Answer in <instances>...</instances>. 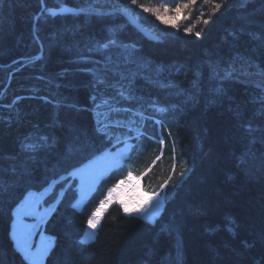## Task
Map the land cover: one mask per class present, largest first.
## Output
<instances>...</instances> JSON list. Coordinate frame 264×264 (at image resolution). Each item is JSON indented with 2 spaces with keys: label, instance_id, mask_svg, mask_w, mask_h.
<instances>
[{
  "label": "trees",
  "instance_id": "16d2710c",
  "mask_svg": "<svg viewBox=\"0 0 264 264\" xmlns=\"http://www.w3.org/2000/svg\"><path fill=\"white\" fill-rule=\"evenodd\" d=\"M91 2L107 12L115 3L124 6L129 0ZM190 2L139 0L146 7ZM216 3L222 6L213 14ZM60 6L61 0H44L43 6L40 0H0V187L5 189L0 192V264H29L10 237L12 211L29 191H41L66 174L71 164L93 157L107 145L106 138L94 133L97 114L106 112L96 104L110 101L112 95L116 107L131 109L133 117L139 107L147 106L146 100L162 103L167 111L158 118L165 125L145 124L149 135L135 139L134 145L143 144L147 158L137 155L139 167L128 162L114 170L81 210L71 207L76 183L70 184L45 226L55 240L45 264H264L262 95L248 83L255 77L229 79L221 71L233 61L245 69L249 64L264 67V42L258 38L264 33V0H196L190 7L192 16L177 33L161 32L153 25L156 42L141 36L120 14L52 17L45 12L35 19L42 7ZM63 6L87 8L89 0H63ZM129 7L138 10L142 23H149L146 12ZM109 29L133 52L129 62L119 54L122 50L112 49L114 63L109 68L116 69L118 63V71L129 79H120L115 71L105 73L103 56L92 50L108 38ZM105 74L113 87L98 83L96 77ZM137 77L145 85L142 91ZM121 86L133 100L117 96ZM122 112L119 120L126 126L117 128L114 138L133 136L143 125ZM99 118L108 122L104 115ZM247 124L256 129L251 136L242 126ZM166 129L177 143L175 159ZM160 133L168 142L156 160L161 146L149 137ZM30 135L48 136L50 147L28 161L25 173L19 143ZM82 143L87 144L84 150L79 149ZM242 155L247 166L261 167H243ZM149 167L143 177L150 186L146 192H158L168 182L155 222L113 207L96 238L82 244L87 221L108 189L126 173L139 177ZM57 196L53 190L49 202Z\"/></svg>",
  "mask_w": 264,
  "mask_h": 264
},
{
  "label": "snow or ice",
  "instance_id": "6c2138e0",
  "mask_svg": "<svg viewBox=\"0 0 264 264\" xmlns=\"http://www.w3.org/2000/svg\"><path fill=\"white\" fill-rule=\"evenodd\" d=\"M196 0H191V4H195ZM210 0H205V3H209ZM41 5H44V0H40ZM130 5H135L138 9H141L143 12H150L153 15L156 16L158 20H161L164 23H168L164 20L163 16L161 15L160 8H150L146 7L143 4L139 3V0H129L128 4H125L123 7H115L114 12L122 13L125 17H127V20L129 23L137 25V27H140L138 24V14H135V11L129 7ZM222 5L220 3H216L213 8V14L215 11L219 10V8ZM188 4H177L175 8L173 9L175 12H179L182 8H188ZM169 11L167 6H164L163 12L167 13ZM47 12L49 16L55 17L57 16V11L53 8H41V15L35 17L36 20H40L43 16V14ZM70 12L73 15H79L80 13H85L87 15H95V16H105V15H111V13H107L104 11H101L99 8L94 7L91 0H89V6L87 8L81 7V8H67L63 6V0H61V6L59 7V13H67ZM209 21L205 20L204 23L207 24ZM141 30L143 31L142 27ZM186 33H191V28H186L184 30ZM110 35L108 38L103 42H97L96 47L92 49L93 51L99 52L103 58H104V70L105 73L107 71H115L116 75L120 77V79H129L128 76H125L124 74L120 73L118 71L119 65L117 63L116 69H110L109 65L114 63L112 59L111 50L117 49L122 50L120 51V55L124 57L125 60L131 61V58L133 56V52L129 50V46L123 44L122 42H118L117 35L115 33L114 29H109ZM197 36L200 35L199 32L196 33ZM232 35H235L234 33ZM254 38L255 35L253 34ZM155 38V37H153ZM262 42H264V33H262L258 37ZM223 75L225 78H233V77H255L256 79L254 81H248L251 86L258 89L262 95L261 103L264 105V67H261L259 65H253L249 64V67L245 69L244 67H237L236 62L233 61L229 64H227L222 70ZM95 75V74H94ZM99 84L104 85L108 84L109 87H113L114 85L108 81V77L105 74L102 77H96ZM187 76H185V80H187ZM120 81L116 80L115 84H119ZM117 96L124 98L125 100H133L134 97H132L130 94H126L124 90L121 88L117 89ZM93 102L95 103L97 97L93 95L91 97ZM114 99V98H113ZM101 107H104L106 109L105 113H98V119H97V128L96 131L98 133H103L104 137L110 142L114 144L121 143V139L119 136L115 137V141H113V137L108 134L107 130L108 128L115 127V128H121L126 126L121 120L119 119H110L108 118L109 114L111 113H117L120 111H131V109H120L113 107L108 99H102L101 104H96V108L99 109ZM153 107L156 108V111L160 113H164L167 111V108L164 107H157L156 105H153ZM261 114L264 115V107L261 109ZM101 115H104L106 119H108V122L105 123L103 120H101L99 117ZM137 116H140L141 119H143V114L140 112L136 113ZM158 125H161L160 121H157ZM244 127V131L249 134L250 136L256 129H253L251 124L242 125ZM130 131H133V129H129ZM137 132V135L135 139L139 140V137L143 135L142 132L139 130H135ZM169 137H171V132H169ZM262 139H264V136H262ZM49 137L46 135H35V136H27L24 140H22L19 143V151L20 154L24 157V160L22 161V168L25 173H27L28 167V161H34L38 154L47 148L50 147L49 143ZM156 143H159L161 145V152L160 155L156 157V160H159L161 156L163 155V145H164V138L161 135V138L159 140L154 141ZM251 142H255V139ZM125 147L123 150H117L116 152H112L111 149L105 148L99 156H95L91 159L85 158L87 160L86 163H82V165L79 168H74L72 171L68 172L66 176H60L59 180L53 179L52 182L49 184L48 188H45V192L49 190V188H54L57 183H60L61 181L68 180L70 177L72 179H75L76 177H79V195H80V201L79 203H82L86 197L89 195L90 192L93 191L96 184L101 180L102 178H105L109 172L112 169H118L120 167L125 166L126 163L130 162V155L129 153L132 151V149L136 148V145L129 144L127 139L123 141ZM139 150V149H138ZM175 141H173V159H175ZM155 164V161L152 162ZM241 163H246V157H241ZM151 168L149 167L148 170H146L143 175L147 174V171H150ZM173 171H175V164H173ZM180 175H184V172H181ZM133 179L137 180V183H139V179L133 177L131 172H128L127 175V181L131 182ZM170 179V178H169ZM126 181L121 179L119 180L113 187L108 189L106 196L104 199L99 201L98 207L95 209L94 212H92L91 217L88 219V228L89 229H96L99 221L103 217V213L106 210V206L111 205L113 203H118L124 213L131 214L133 212L140 213L143 219L151 220L152 222H155V217L159 214L161 207L164 203V200L167 196V193H165V196H161L158 192H145L142 193L139 200L137 201L138 206L134 208H129L128 204L124 201V199L121 198V194L123 191V187L125 186ZM167 181L162 184L161 190H163L165 187H167ZM175 187V186H174ZM5 189L3 187H0V192L4 191ZM63 189L61 190L60 195H63ZM43 195V194H41ZM38 198L35 196L33 192H28L27 196L24 198L23 202L20 206L16 209V217H17V223H19L21 214L23 215H36V203ZM78 205H73V207H77ZM13 235L15 236V225H14V232ZM96 236V233L94 231H87L85 230L84 239L81 240V243H87L90 240H94ZM16 246L18 251H20L25 260L29 261V264H39V262L42 260L44 254L47 252V247L42 246L40 250L37 253H33L31 251V246L27 243L26 238L17 237L16 239Z\"/></svg>",
  "mask_w": 264,
  "mask_h": 264
},
{
  "label": "rangeland",
  "instance_id": "374dc122",
  "mask_svg": "<svg viewBox=\"0 0 264 264\" xmlns=\"http://www.w3.org/2000/svg\"><path fill=\"white\" fill-rule=\"evenodd\" d=\"M183 4H186V3H183ZM187 4L189 5V7L188 8H182L179 12H175L173 10L176 5L173 6V7H168L169 11L167 13L163 12V8L164 7H158L156 5H150L149 6L150 8H154V9L155 8H160L161 15L163 16L164 20L167 21L168 23H164L161 20H158L156 18V16L153 15L152 13L146 12L145 13L146 17L145 16L144 17L146 18V20H148L149 23H147L145 21H143V22H145L146 25L147 24L151 25V26H148V25L146 26L145 23H142V21L140 20L139 16L141 14L139 15L138 10L135 11V14H138V22L146 30H148L150 33L154 34L153 33V25L155 24L156 25L155 28H157L159 31L172 34V33H177L178 32V28L181 25V23L186 22L187 20L190 19V16H192V11L190 10L191 2H190V4L189 3H187ZM116 5H118L119 7H123V6H120L119 4L115 3L113 8H115ZM112 11H114V9L111 10V11H107V12H112ZM115 14H120L121 15V13H119V12H116ZM156 22H158V24ZM180 27H182V26H180ZM129 144H131V143H129ZM124 147H125L124 144L122 146H119V147H113V148H111V151L112 152H116L117 150H123ZM242 166L245 167V168H248V169H253L252 171H254L257 168L259 169V167H261V164L253 163V164H251V166H247V164L244 163V164H242ZM113 170L114 169H112L109 173L113 172ZM103 179L104 178L99 180V182L96 184V186L93 189V191L89 193V195L86 197V199L82 203L78 204V202L80 201V195H79V197L77 198V200L75 202L76 203L75 205H78L77 206L78 210H81L83 208L84 204L92 196V194L94 192H96V190L98 189L99 184L102 182ZM72 180L73 179L71 178L70 180H65V181H66L67 185H70L69 182H72ZM123 180H125L126 183H125V186L123 187L121 198L124 199V201L128 204L130 209L134 208V207H137L138 206L137 201L139 200L141 194L145 193V190L143 188V184H142L141 180L139 179V183H137L136 179H133L131 182H128L127 181V177L124 178ZM75 181L77 183L76 184L77 187L79 188V179H77ZM44 190H41L39 192L31 191L38 198L37 203H36V215L28 216V215L21 214L19 223H17L16 209H17L18 206L21 205V203L23 202V200L27 196V194H25V196L21 199L20 203L13 209L12 214H11L12 215V219H11L10 237H11V240L13 241L14 247L16 249H17V246H16L17 237L26 238L27 243L31 246V251L33 253H37L42 246H46L47 247V252L44 254V256H43L42 260L39 262V264H45L46 259L50 255L51 250L53 249L54 241H55L53 236H51L47 232H45V226H46L47 222L49 221V219L52 217L53 212H54V208H55V203L49 202L50 199H51L50 197H51V195L53 193L54 188H49V190L47 192H45ZM63 190H64L63 192L65 193L66 188H64ZM60 193H61V191L59 192V194H57L58 195L57 196L58 199L61 197ZM41 194H43V195H41ZM78 194H79V191H78ZM106 194H107V192H106ZM106 194H105V196H106ZM161 196H164V195H161ZM48 198H50V199H48ZM163 205H164V203H163ZM163 205L161 207V210H160L159 214L154 218L155 220L160 215V213H161V211L163 209ZM113 207H118L124 215L139 216V217L142 218L140 213H135V212H133L131 214L124 213L122 207L118 203H113L111 205L106 206V210L103 213V217L99 221V223L97 225V228L94 229V230L93 229H89L88 228V223H87L86 230L87 231H94L97 234V230L99 229L104 216ZM148 221L152 222L151 220H148ZM14 225H15V236L13 235ZM96 236H95V238H96ZM83 239H84V236H83L82 240ZM89 242H91V240ZM89 242H87V243H89ZM17 251H18V249H17ZM70 255H71V253H70ZM22 256H23V254H22ZM27 262L29 263V261H27Z\"/></svg>",
  "mask_w": 264,
  "mask_h": 264
},
{
  "label": "bare ground",
  "instance_id": "6f19581e",
  "mask_svg": "<svg viewBox=\"0 0 264 264\" xmlns=\"http://www.w3.org/2000/svg\"><path fill=\"white\" fill-rule=\"evenodd\" d=\"M57 11V13L58 14H60L59 13V10H56ZM68 13V12H67ZM108 13V12H107ZM64 14V13H63ZM113 15H116L115 13L113 14ZM105 16H111V15H105ZM122 16V15H121ZM122 18L129 24V22H128V20L125 18V17H123L122 16ZM130 25V24H129ZM130 27H132L133 29H135L139 34H140V32L132 25H130ZM141 35V34H140ZM153 42V41H152ZM140 78H135V80H136V85L138 86V88L139 89H141V91L144 89V87H143V85H144V83L142 82V81H137V80H139ZM146 81H147V79H145ZM149 80H151V79H149ZM151 82H152V80H151ZM148 83H149V81H148ZM145 86V85H144ZM114 98V99H113ZM110 102V104L113 106V107H115V108H117L116 107V101H115V95H112V97H111V100L109 101ZM146 102V107H139L140 108V110H138L137 112H140V113H142L143 114V119H141V117L140 116H136V117H133L134 115L132 114V112L133 111H126V112H128V113H131V115H130V119L129 120H131L132 122H134L135 124H137L138 126H140V125H142V127H141V129H140V132H142L143 133V135H141V136H148L149 134H147L146 132H145V130H146V128H144V126H145V124H148L149 126H150V122H153V123H155L157 126H158V128H159V126H161V125H158L157 124V121H160L161 122V124H162V126L163 125H165V123L160 119V118H158L159 116V113L160 112H158V111H156V108L155 107H153V105H156L157 107H164L165 108V106L162 104V103H154L153 101H150V100H146L145 101ZM145 102H143L144 104H145ZM124 109H126V108H124ZM95 112L96 111H98V110H94ZM121 113H124V112H122V111H120ZM119 112V113H120ZM135 114H136V112H134ZM111 115V118L114 120V119H120V116H121V114L119 115L118 114V112L117 113H111L110 114ZM132 117V118H131ZM129 120H128V122H129ZM123 122V121H122ZM96 128H97V126L95 125V127H94V133H95V135L96 136H101V137H103V138H105L104 137V134L103 133H98L97 131H96ZM115 131H117V128H115V127H109L108 128V130H107V132H108V134L109 135H111L112 137H113V141H115V138H114V136H115V134H116V132ZM168 130L166 129L165 130V132H166V136L167 135H169V132H167ZM161 135H162V133H160ZM136 135L137 134H135V135H133L132 136V138H133V141H132V145H134L135 143H134V140H135V137H136ZM161 135H158V136H153V137H149L150 139H151V141L152 142H154V141H156V140H159L160 138H161ZM163 136V135H162ZM173 135H172V133H171V137L170 138H168V140L170 141V145L173 147V141H175V148H176V146H177V143H176V140H175V138L173 139ZM163 138H164V145H163V152L165 153V151H166V144H167V142H168V140L166 139V137H165V135L163 136ZM154 143H156V142H154ZM105 144V142L103 143V145ZM124 143H121V144H114V143H110L109 141H108V143H107V145L100 151V152H98L97 154H95L93 157H95V156H99L100 154H101V152L105 149V148H108V149H111V148H113V147H119V146H122ZM157 144H159V143H157ZM102 145V146H103ZM160 145V144H159ZM161 146V145H160ZM150 147V146H149ZM87 148V144H84V143H82V145L79 147V149L80 150H84V149H86ZM139 149V150H138ZM155 149H156V147H155ZM152 150V149H151ZM160 150V149H159ZM153 152H155L154 150H153ZM83 155V154H82ZM81 155V156H82ZM130 156H131V159H130V165L132 166V167H135V168H137V167H139V165L141 164V162H140V159H139V157L137 156V155H143V156H146V158H147V156L149 155L148 153H147V151L144 149V146H143V144L141 145L140 144V146H138V147H136V148H134V151H133V149H132V151L130 152V154H129ZM93 157H91V158H93ZM82 158H86V157H82ZM91 158H89V159H91ZM84 161L83 162H79V163H77V162H74L73 164H71L72 166L67 170V173L66 174H64V175H62V176H66L67 174H68V172H70V171H72L74 168H79L81 165H82V163H86L87 162V160L86 159H83ZM157 162V161H156ZM72 168V169H71ZM148 172V171H147ZM112 173V172H111ZM111 173H109V175L111 174ZM132 173V172H131ZM109 175L108 176H106L102 181H104L106 178H108L109 177ZM133 175V174H132ZM145 175H141V176H139V178L138 177H135L134 175H133V177H135V178H138V179H140L141 180V182H142V184H143V188H144V190H145V188H150V186H147V185H145V183H143V177H144ZM127 177V173H126V175H125V177L124 178H126ZM60 178V177H59ZM59 178H57L56 180H59ZM71 179V177L68 179V180H70ZM77 179H79V177L77 178H75V179H73L72 180V182L73 181H75V180H77ZM120 180V179H119ZM52 182V180L50 181V183ZM72 182H69V184H71ZM49 183V184H50ZM75 183H76V181H75ZM77 184V183H76ZM75 184V186H74V189H75V192H74V197H75V199L72 201V203H71V207L73 208V209H75V210H78L77 209V207H73V205H75L76 203V200H77V198L79 197V194H78V187H77V185ZM48 187V186H47ZM47 187H45V188H47ZM70 187V185H67V183H66V181H61L60 183H57L56 185H55V187H54V190H56V192H57V194H59V192L62 190V189H64V188H66V190L68 189ZM44 188V189H45ZM44 189H42V190H44ZM165 189H166V187L163 189V190H161V188L160 189H158V193H160V195H165ZM65 190V191H66ZM145 192H146V190H145ZM64 192H63V195L58 199V198H55L53 201H52V203H55V208H54V211L57 209V207L59 206V204L61 203V199L63 198V196H64ZM127 216H132V215H127ZM99 230V229H98ZM98 230H97V234H98ZM84 234H85V231H84ZM83 234V235H84ZM96 234V235H97ZM50 235V234H49ZM83 237V236H82ZM54 238V237H53ZM93 240H91V242H92ZM73 247H75V246H73ZM85 264H87V263H85Z\"/></svg>",
  "mask_w": 264,
  "mask_h": 264
},
{
  "label": "water",
  "instance_id": "95a60500",
  "mask_svg": "<svg viewBox=\"0 0 264 264\" xmlns=\"http://www.w3.org/2000/svg\"><path fill=\"white\" fill-rule=\"evenodd\" d=\"M68 13H70V12H68ZM108 13H111V15H113L116 12L112 11V12H108ZM121 15L123 17H125L122 13H121ZM125 18L127 19V17H125ZM129 24L131 26L133 25L140 32V34L144 38H146L147 40L153 41V42H156L157 41V36H155L154 34L150 33L148 30H146L139 22H138V24L140 25V27H137V25H134V24H131V23H129ZM141 27H142L143 31L141 30ZM153 37H155V38H153Z\"/></svg>",
  "mask_w": 264,
  "mask_h": 264
}]
</instances>
